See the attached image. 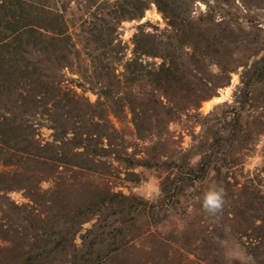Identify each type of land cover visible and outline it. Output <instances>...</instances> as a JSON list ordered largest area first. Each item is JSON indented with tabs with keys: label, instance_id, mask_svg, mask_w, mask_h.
Masks as SVG:
<instances>
[{
	"label": "rangeland",
	"instance_id": "1",
	"mask_svg": "<svg viewBox=\"0 0 264 264\" xmlns=\"http://www.w3.org/2000/svg\"><path fill=\"white\" fill-rule=\"evenodd\" d=\"M36 1L50 14L25 22L57 37L45 29L63 15L72 41L33 58L52 57L41 68L79 105L98 100L94 64L170 71L74 121L45 109L54 95H0V264H264V0ZM212 185L216 216L200 203Z\"/></svg>",
	"mask_w": 264,
	"mask_h": 264
},
{
	"label": "trees",
	"instance_id": "2",
	"mask_svg": "<svg viewBox=\"0 0 264 264\" xmlns=\"http://www.w3.org/2000/svg\"><path fill=\"white\" fill-rule=\"evenodd\" d=\"M34 1L36 0H0V95L7 94L11 96L16 94L21 96L25 102L30 101L35 103H41V100L46 99L50 94L54 95L55 98L52 100L54 103L50 106L48 103H45V109L52 114L55 110L61 111L63 112L62 118H64L65 121H74L78 119V113L83 112V109L87 110L85 114H95L97 109L104 108L105 103L103 100H107L114 91L120 93L124 88L134 91V85L141 82H151V84L153 83L157 86L165 83V76L170 71L165 63L160 64L158 67H150L139 59H134L128 62L125 67L126 73L118 75L115 71L112 75V67H110V65L99 63V59L94 58L93 62H98L99 64L96 66L94 64L92 68L95 70L96 74H99V76L103 78L101 86L99 87L98 100L94 103L87 101L79 105V93L72 89L62 88V82L57 75H47L44 73V69L41 68L45 63L44 61L48 63L52 62V57L43 60H38L37 57L33 58L34 53H45V51L51 53V49L54 51L58 42L71 45L70 42L72 41V37L68 33L69 28L67 22L63 15H55L56 26H51V28L48 27L45 29V27L37 25V27L41 29L44 28L46 31L56 34L57 37L36 30L33 28L35 24L25 22V9H39L44 14L48 12V14H50V11L46 10L44 7L38 6L39 8H36L33 5ZM39 5L42 6V2ZM18 13L19 15H17ZM138 49L142 51L143 55H157L152 48ZM31 59H33V61H31ZM156 101L155 99V103ZM173 112L174 108L167 107V113L171 114ZM98 117L103 123H95L97 126L101 124L102 126H108V124H110L108 118ZM75 122L77 125L81 124L79 123L81 121ZM53 129L57 134H65V139H68L66 138V134L68 135L69 132L64 130L63 127H60V129ZM73 133L72 138L68 139L69 141L67 143H71L75 140L77 135L75 132ZM2 135H4L3 132ZM53 137H55V135H53ZM25 140L29 143L36 142L32 135L31 138ZM34 147L39 151L47 152L48 150L45 146L35 145ZM23 150H26L24 153L27 155L31 154L28 149L24 148ZM39 155L38 153L37 156ZM77 155L82 156L83 154L77 153L74 154L73 157ZM73 157L70 159L64 158L65 160H63V163L80 169H86L85 166L76 162ZM199 166V173L204 171L205 168H208L204 167L205 165L203 164ZM194 170L195 169H191L187 172V174L190 175L188 178L189 180H199L200 176H196V178L191 177ZM203 177L205 176H201L200 180L203 181Z\"/></svg>",
	"mask_w": 264,
	"mask_h": 264
},
{
	"label": "clouds",
	"instance_id": "3",
	"mask_svg": "<svg viewBox=\"0 0 264 264\" xmlns=\"http://www.w3.org/2000/svg\"><path fill=\"white\" fill-rule=\"evenodd\" d=\"M202 209L211 216L222 213L226 203V191L222 186L212 185L203 194L201 200Z\"/></svg>",
	"mask_w": 264,
	"mask_h": 264
}]
</instances>
